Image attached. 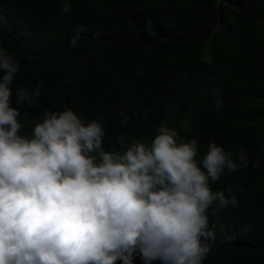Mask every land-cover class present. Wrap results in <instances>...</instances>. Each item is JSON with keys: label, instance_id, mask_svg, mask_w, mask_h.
<instances>
[{"label": "trees", "instance_id": "1", "mask_svg": "<svg viewBox=\"0 0 264 264\" xmlns=\"http://www.w3.org/2000/svg\"><path fill=\"white\" fill-rule=\"evenodd\" d=\"M69 3L61 13L62 0H0V47L19 65L10 104L20 134L71 108L85 124L104 116L106 150L121 133L150 143L160 124L195 138L197 161L210 140L243 148L249 165L210 182L231 187L238 205L208 210L203 264H264V0ZM38 81L39 98L16 102L17 87ZM133 264H143L138 255Z\"/></svg>", "mask_w": 264, "mask_h": 264}, {"label": "clouds", "instance_id": "2", "mask_svg": "<svg viewBox=\"0 0 264 264\" xmlns=\"http://www.w3.org/2000/svg\"><path fill=\"white\" fill-rule=\"evenodd\" d=\"M59 11H70L69 0ZM18 71L0 47V264H133L134 255L203 264L214 239L208 210L238 205L231 187L213 191L210 182L246 168L244 149L210 140L197 161L196 139L160 124L150 143L121 133L106 150L104 116L85 124L71 108L46 111L21 135L10 104ZM43 83L17 87L16 102L32 104Z\"/></svg>", "mask_w": 264, "mask_h": 264}]
</instances>
